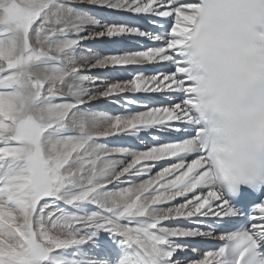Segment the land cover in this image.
Masks as SVG:
<instances>
[{
  "label": "snow or ice",
  "instance_id": "obj_1",
  "mask_svg": "<svg viewBox=\"0 0 264 264\" xmlns=\"http://www.w3.org/2000/svg\"><path fill=\"white\" fill-rule=\"evenodd\" d=\"M0 264H264V0H0Z\"/></svg>",
  "mask_w": 264,
  "mask_h": 264
},
{
  "label": "bare ground",
  "instance_id": "obj_2",
  "mask_svg": "<svg viewBox=\"0 0 264 264\" xmlns=\"http://www.w3.org/2000/svg\"><path fill=\"white\" fill-rule=\"evenodd\" d=\"M129 42L128 41H124L123 44H128ZM97 47H100V48H106L108 47V43L107 41H104L103 43L101 44H98ZM105 240V237L102 235L101 236V241L103 242Z\"/></svg>",
  "mask_w": 264,
  "mask_h": 264
}]
</instances>
